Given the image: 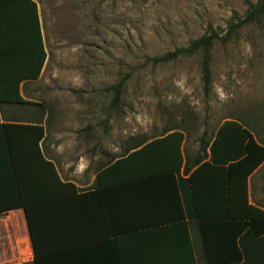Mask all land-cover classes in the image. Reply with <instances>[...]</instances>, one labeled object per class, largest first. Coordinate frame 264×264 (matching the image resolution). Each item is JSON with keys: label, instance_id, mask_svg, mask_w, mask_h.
I'll return each instance as SVG.
<instances>
[{"label": "rangeland", "instance_id": "rangeland-1", "mask_svg": "<svg viewBox=\"0 0 264 264\" xmlns=\"http://www.w3.org/2000/svg\"><path fill=\"white\" fill-rule=\"evenodd\" d=\"M259 1L34 0L46 52L41 87L50 109H58L57 129L94 127L97 145L112 151V160L173 129L185 133L190 152L203 133L214 134L226 121L240 123L264 147V20L214 44L208 96L199 53L151 61L209 29L223 37L244 17L246 3ZM122 79L114 106L109 88ZM260 177L264 164L252 189L261 192L258 203Z\"/></svg>", "mask_w": 264, "mask_h": 264}, {"label": "crops", "instance_id": "crops-1", "mask_svg": "<svg viewBox=\"0 0 264 264\" xmlns=\"http://www.w3.org/2000/svg\"><path fill=\"white\" fill-rule=\"evenodd\" d=\"M11 1L0 0V126L11 127L4 129L11 138L12 127L43 130V137L38 143L40 155L53 165L56 177L45 172L40 159L31 149H27L25 154H17L19 160L16 166L24 181L25 199L28 202L32 200L27 206L40 214L36 225L40 228L41 240L44 244H55L57 247L70 245L67 249L53 251L51 262L111 264L109 259L117 244L123 249L136 247L138 259L145 264H190L191 254L195 264H203L199 225L187 218L178 185V177H188L184 175L185 167L191 166L203 155L200 151L202 135L188 152L185 151L188 139L183 132V164L179 175L151 174L105 183L112 180L113 174L102 171L118 159L127 157L134 151L133 148L112 160L114 153L97 145L98 136L94 127L85 126L72 133L57 129L58 109H52V105L50 109L49 97L41 87L44 66L37 79L31 76L35 67L30 54V34L27 39L25 33L20 41L16 36H20L21 32L14 34L12 31ZM19 99L25 104L15 103ZM51 114L55 115V120L50 119ZM34 130L26 136L19 133L15 142L22 145L26 139L29 146L33 145L38 136L35 133L37 129ZM1 136L0 129V182L5 185L8 181L10 186V166L3 159ZM209 146L206 149L207 160ZM263 164L264 161L250 174H247V169L233 174L235 177L229 182L232 215H242L245 203L264 211V194L261 197L263 202L258 203L261 192L254 194L252 190L258 186L257 176ZM100 172L101 179L98 181ZM260 178L264 183V177ZM208 186V180L199 183L204 195ZM11 195L12 188H0V197L9 198ZM7 211L15 210H0V214ZM105 214L109 223L103 221ZM219 226L222 225H215L211 230L205 227L207 237L210 235L217 239Z\"/></svg>", "mask_w": 264, "mask_h": 264}, {"label": "trees", "instance_id": "trees-1", "mask_svg": "<svg viewBox=\"0 0 264 264\" xmlns=\"http://www.w3.org/2000/svg\"><path fill=\"white\" fill-rule=\"evenodd\" d=\"M11 1V0H1ZM12 31L18 32L20 36L16 38L20 41L26 33L31 38V59L34 63L35 71L31 75L35 80L39 77L40 72L46 61V52L44 41L41 33V26L37 4L32 0H12ZM247 4V10L243 18H238L236 22L229 25L226 34L220 37L215 31L209 29L207 34L197 40L192 41L187 47L177 48L166 55L152 59L153 63H162L174 61L180 56H191L195 53L201 55V71L203 92L208 96L210 91V61L211 50L218 41L227 42L233 34L240 28L262 22L264 20V0L256 4ZM24 32V34H23ZM125 79H122L117 85L109 88L114 92L113 105L119 102ZM17 104H25L22 100L16 101ZM33 128V129H32ZM12 127V138L5 133L10 126H0L1 140L3 149V159L10 166L9 175L12 179L4 185L0 182V188H12V195L0 197V210H22L28 234L32 243L33 263L32 264H53L51 257L53 251L61 248L67 249L70 245L58 246L53 244H44L40 236V228L36 225L39 221L40 214L35 213L27 204L32 200L25 199L24 181L21 179L17 170L19 157L18 153L25 154L27 149H31L36 157L40 159L42 167L47 174L56 177V171L52 164L44 161L40 155L38 143L43 137L42 128ZM5 129V130H4ZM38 136L33 145H28L26 139L22 145L16 143L19 133L29 135L34 130ZM29 131V132H28ZM35 131V130H34ZM170 132V133H168ZM153 140L137 145L133 148L127 157H122L114 162L102 172L113 174L112 180L105 183L112 184L119 182L122 178H134L136 176L151 174H177L183 164L181 147L184 141L182 130L173 129ZM212 140L211 145L209 142ZM209 146V159L206 149ZM140 147V148H139ZM139 148V149H137ZM201 155L192 165L185 167L184 175L187 179L178 177V185L185 206V213L189 220L193 219L199 225L201 236V250L203 264H264V211L246 203L244 211L235 216L230 213L229 207L232 204L231 187L229 182L235 177L238 171L247 169L250 174L255 168L260 166L264 161V147L258 143L252 134L236 121H226L218 127L216 134L203 133L200 138ZM207 160V161H206ZM192 168L194 171L190 173ZM100 172L97 176L98 181L101 179ZM10 179V181H11ZM201 180H208V189L204 191L199 187ZM35 200V199H34ZM212 205V206H210ZM221 207V210L219 209ZM104 222L110 220L105 214ZM221 224L217 232V239L207 237L208 233L205 227H215ZM186 231V226H184ZM187 235V234H186ZM186 243L189 244L187 236ZM219 244L220 246H218ZM117 245V244H116ZM114 245L115 252L109 259L111 264H145L137 257L136 247L121 248ZM68 246V247H67ZM214 252V253H213ZM215 252L217 253L215 255ZM190 264H195L192 259ZM70 264V263H67Z\"/></svg>", "mask_w": 264, "mask_h": 264}, {"label": "built area", "instance_id": "built-area-1", "mask_svg": "<svg viewBox=\"0 0 264 264\" xmlns=\"http://www.w3.org/2000/svg\"><path fill=\"white\" fill-rule=\"evenodd\" d=\"M33 250L23 212L0 214V264H32Z\"/></svg>", "mask_w": 264, "mask_h": 264}]
</instances>
